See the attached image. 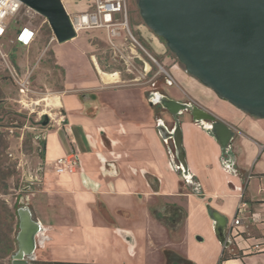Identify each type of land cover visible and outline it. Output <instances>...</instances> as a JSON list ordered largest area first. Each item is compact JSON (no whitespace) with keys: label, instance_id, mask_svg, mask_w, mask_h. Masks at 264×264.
<instances>
[{"label":"crops","instance_id":"0c3cea01","mask_svg":"<svg viewBox=\"0 0 264 264\" xmlns=\"http://www.w3.org/2000/svg\"><path fill=\"white\" fill-rule=\"evenodd\" d=\"M61 67L67 79L44 137L41 189L29 196L43 229L35 261L175 264L177 256L189 264H218L226 248L241 256L222 264H264V251L254 248L264 249V119L239 111L173 67L172 82L157 98L196 106L228 126L232 138L224 158L211 122L195 121L189 111L174 119L142 89L109 88L117 74L107 81L97 66L104 84L94 72L72 81ZM174 86L181 96L169 89ZM159 108L167 114L157 117ZM176 122L185 171L173 139L158 130L164 125L171 133ZM73 154L79 167L56 173L55 162ZM243 204L235 228L240 236L232 237ZM216 215L227 222L229 247L216 233Z\"/></svg>","mask_w":264,"mask_h":264},{"label":"rangeland","instance_id":"374dc122","mask_svg":"<svg viewBox=\"0 0 264 264\" xmlns=\"http://www.w3.org/2000/svg\"><path fill=\"white\" fill-rule=\"evenodd\" d=\"M124 1L128 28L113 39L106 30L93 29L60 44L46 19L27 8L7 20V34L0 39V264H12L18 250V209L26 207L33 215L29 196L41 189L44 137L53 128L58 111L43 100L56 98L63 91L67 72L61 66L72 81L94 72L104 84L96 66L102 73L117 74L116 82L105 83L109 88L142 89L147 101L172 82L173 67L189 76L165 41L145 25L137 0ZM62 2L71 17L91 11L94 5L93 0ZM25 25L37 32L29 48L15 42L18 30ZM169 89L181 96L176 86ZM132 95L138 93L131 91ZM165 114L162 108L156 111L157 117ZM175 257L178 264H188ZM34 258L35 254L29 261L39 264Z\"/></svg>","mask_w":264,"mask_h":264},{"label":"water","instance_id":"95a60500","mask_svg":"<svg viewBox=\"0 0 264 264\" xmlns=\"http://www.w3.org/2000/svg\"><path fill=\"white\" fill-rule=\"evenodd\" d=\"M48 22L55 39L65 44L77 37L62 0H19ZM145 25L163 39L185 72L219 99L239 111L264 119V0H137ZM162 107L174 119L189 111L195 121H208L223 147L231 129L206 111L162 97ZM161 136L172 138L182 170L187 166L176 122L173 132L159 125ZM18 250L12 264H32L42 226L30 209H18ZM216 233L229 247L227 222L216 215ZM35 261V258H34Z\"/></svg>","mask_w":264,"mask_h":264},{"label":"built area","instance_id":"2783aa9c","mask_svg":"<svg viewBox=\"0 0 264 264\" xmlns=\"http://www.w3.org/2000/svg\"><path fill=\"white\" fill-rule=\"evenodd\" d=\"M91 11L71 17L70 20L77 35L81 31L104 29L108 36L113 39L120 35L121 29L128 28L127 11L124 0H93ZM23 8H26L19 0H0V39L4 38L8 31L7 20L15 17ZM28 9V8H27ZM30 10V9H28ZM32 11V10H30ZM37 37V32L29 25L22 26L15 37V42L22 47H31ZM79 167L76 154L57 160L54 164L58 174L73 173ZM246 205L239 207V215L232 224V237H239L240 233L235 230L241 224V214ZM254 246L256 250L264 251L261 246Z\"/></svg>","mask_w":264,"mask_h":264},{"label":"trees","instance_id":"16d2710c","mask_svg":"<svg viewBox=\"0 0 264 264\" xmlns=\"http://www.w3.org/2000/svg\"><path fill=\"white\" fill-rule=\"evenodd\" d=\"M44 145V144H43ZM227 153V149L226 147L223 148V157L225 158L226 157V154ZM44 156V154H43ZM198 194H201V192H198ZM241 254L240 253H237V252H231L230 250L228 251L226 248L223 250V253L220 257V260H219V263L218 264H222L224 261L226 260H229L231 258H236V257H240ZM188 263V262H187ZM39 264H47V263H39ZM51 264H68V263H51ZM175 264H178V263H175ZM189 264V263H188Z\"/></svg>","mask_w":264,"mask_h":264},{"label":"bare ground","instance_id":"6f19581e","mask_svg":"<svg viewBox=\"0 0 264 264\" xmlns=\"http://www.w3.org/2000/svg\"><path fill=\"white\" fill-rule=\"evenodd\" d=\"M115 76H116L115 74L109 75V74L103 73V77L107 81L112 80ZM43 101H46L47 104L50 105V107L52 106V107L57 108L60 106V99L58 97H56V98H45Z\"/></svg>","mask_w":264,"mask_h":264},{"label":"flooded vegetation","instance_id":"af4514ba","mask_svg":"<svg viewBox=\"0 0 264 264\" xmlns=\"http://www.w3.org/2000/svg\"><path fill=\"white\" fill-rule=\"evenodd\" d=\"M151 101L152 102H159V99L157 98V92L152 93L151 95Z\"/></svg>","mask_w":264,"mask_h":264}]
</instances>
